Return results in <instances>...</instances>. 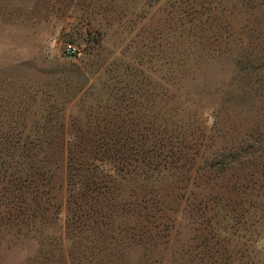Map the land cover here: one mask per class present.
<instances>
[{
  "label": "rangeland",
  "instance_id": "1",
  "mask_svg": "<svg viewBox=\"0 0 264 264\" xmlns=\"http://www.w3.org/2000/svg\"><path fill=\"white\" fill-rule=\"evenodd\" d=\"M249 1L0 0V264H264V0ZM187 125L185 176L117 182L106 164L96 192L71 174L67 147L165 127L178 148ZM154 190L176 201L132 244Z\"/></svg>",
  "mask_w": 264,
  "mask_h": 264
},
{
  "label": "trees",
  "instance_id": "2",
  "mask_svg": "<svg viewBox=\"0 0 264 264\" xmlns=\"http://www.w3.org/2000/svg\"><path fill=\"white\" fill-rule=\"evenodd\" d=\"M249 3H252V0L249 1ZM183 4L186 6L189 13H194L197 15V13L199 12V10L196 8L193 9L190 7V10L185 1L183 2ZM231 5L235 9L236 6H234L233 4ZM231 12H234V10L231 9ZM178 117L180 118L179 123H181V126L185 127V116L182 115L183 118L181 116ZM189 126L190 125H187V129H184V131L180 132L181 136L180 138H177L180 140L177 143L179 144L178 148L173 142V130L170 131L172 133L171 135L168 133L165 127H163V129L161 128L157 130L154 129V127H149L146 134H141L142 137H144V142L141 144L136 143L133 136L130 135L127 138L129 140L128 144L121 142L117 145V138L115 136V133L109 132L105 133L108 134L105 135L107 137L108 143L102 141V143H99L98 145H96V147L94 146V149L88 148L87 146L78 145L70 146L69 148L67 147L65 152L68 157L67 159L69 167L71 166L72 168L71 174L76 175L77 177L81 176L79 178L81 179V181L84 179V181H82L85 182L84 185L94 186L93 191L97 189L96 192H100L104 189L105 191H108L109 189V186L107 184H103L102 188H100L99 183H103L104 181L98 182L97 179H92V176L98 177V169L101 166H106V164L111 165L112 172L114 170L120 173V179H118L117 182L125 179L126 175H129L132 180H135V182L139 181L140 179L141 181L152 180L153 182H157L160 179L159 176H161L165 170L167 172L174 169L176 170V173H180L182 174V176H185L186 168H184L183 163L187 162L179 163V161L183 157V150L184 147H186V145L182 143H185V140L192 137L193 131L195 129L193 128L192 130H189ZM112 132L115 131L112 130ZM100 137L101 139L105 138L102 136ZM111 160H113V162H110ZM81 171L85 172L82 173ZM110 174L111 171H106V175ZM135 176H137V178H135ZM111 177L112 175H110V178ZM209 178L210 176L208 175V173H206L205 184L209 183ZM185 179L189 180L190 178ZM191 179V184L196 183L195 178L192 177ZM177 181H182V178L178 179ZM73 183L77 184L76 180ZM34 186H36L34 190L38 191V186L36 184H34ZM80 187V185H78L77 187L73 186V190L80 189ZM26 189H28V186H24L23 191H26ZM150 192L156 193L154 195H149L148 197H146L144 205L139 204V209L137 210L138 215L136 217L137 225L133 227L131 231L133 236L132 244L139 245L140 243L145 242L146 239L150 236L148 232L149 228L155 222H158L157 224L159 226L160 218H169L167 210H170V208L172 207L171 205L176 201L175 197H172L171 199L170 197L162 198V196L159 195V191L154 190ZM83 196L84 195L80 192H73L71 196V202L73 203V210L79 211L81 215L86 217L87 214L84 210H82V201H84L85 199V197ZM85 201L90 200L87 199ZM91 206L92 207L88 212H90L92 216H98L101 214V210H99L98 204L94 202V204H92ZM188 206L190 207L189 210L194 209L193 203L190 202ZM207 207V205L204 206L205 209ZM25 208H28L27 205ZM141 209L143 212H140ZM92 221H94V218Z\"/></svg>",
  "mask_w": 264,
  "mask_h": 264
},
{
  "label": "built area",
  "instance_id": "3",
  "mask_svg": "<svg viewBox=\"0 0 264 264\" xmlns=\"http://www.w3.org/2000/svg\"><path fill=\"white\" fill-rule=\"evenodd\" d=\"M73 52L76 53L75 50H73Z\"/></svg>",
  "mask_w": 264,
  "mask_h": 264
}]
</instances>
